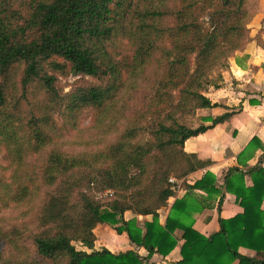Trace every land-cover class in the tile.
<instances>
[{
	"label": "trees",
	"instance_id": "obj_1",
	"mask_svg": "<svg viewBox=\"0 0 264 264\" xmlns=\"http://www.w3.org/2000/svg\"><path fill=\"white\" fill-rule=\"evenodd\" d=\"M257 10L258 0H0V152L16 166L0 172V207L40 208L32 248L0 222V264H41L31 253L46 264H150L180 241L182 257L169 264H264V153L246 170L230 168L223 191L210 170L187 181L213 160L185 148L238 112L226 107L211 124H194L199 109L220 105L205 91L221 86ZM70 76L78 78L60 85ZM88 112L106 132L102 144L62 150L59 139ZM257 145L264 148L254 137L240 157ZM43 154L39 170L21 168ZM171 178L186 193L162 224L160 211L177 194ZM44 184L56 191L46 195ZM226 192L244 210L201 233L198 215L217 201L221 211ZM127 210L152 220L141 226ZM100 224L148 254L96 249Z\"/></svg>",
	"mask_w": 264,
	"mask_h": 264
},
{
	"label": "crops",
	"instance_id": "obj_2",
	"mask_svg": "<svg viewBox=\"0 0 264 264\" xmlns=\"http://www.w3.org/2000/svg\"><path fill=\"white\" fill-rule=\"evenodd\" d=\"M249 29L250 39L243 50L237 51L229 59L230 67L224 72V81L221 86L219 88L209 87L205 91L213 102L220 105L201 108L198 110V116L200 123L208 125L212 123V117L228 111L226 107L235 108L238 112L230 120L204 133L192 136L186 141L185 148L189 153L197 154L201 159L213 160L209 167L189 175L188 182L190 183H194L207 170H210L218 177L217 186L225 191L224 179L230 168L244 169V162L248 165H255L264 153L263 146L257 145L254 151L251 150L246 156L240 157L254 137L264 145V0H258V10L249 24ZM246 184L248 186L253 184V179L249 175L246 176ZM185 193L186 189L177 192L176 196L169 199V206L160 211L162 224H165L173 203ZM225 194L221 211H218L217 201L213 208L206 209L198 215L195 228L201 233L210 235L218 231L220 216L229 218L244 210L235 194L229 192ZM125 218L128 220L136 218L143 226L146 221L152 220V215H141L127 210ZM95 233L97 236L96 249L106 247L116 253L136 249L142 256L148 254L144 247L138 248L130 242L126 234H118L107 224L98 225ZM176 233L181 237L183 231L178 229ZM181 243L182 241L168 256L155 254L150 264H169L180 260L182 257ZM241 251L248 255H255V252L250 249L241 248Z\"/></svg>",
	"mask_w": 264,
	"mask_h": 264
},
{
	"label": "rangeland",
	"instance_id": "obj_3",
	"mask_svg": "<svg viewBox=\"0 0 264 264\" xmlns=\"http://www.w3.org/2000/svg\"><path fill=\"white\" fill-rule=\"evenodd\" d=\"M77 78L78 77L76 76H70L68 79L61 78L60 85L66 86V84L68 85L69 83L74 82ZM70 87L71 86H67L66 89L69 90ZM198 123H200L199 116L198 119L196 118L194 120V124ZM105 137L106 132L97 122L96 117L93 115V112H88L81 117V120L76 128H71L67 132H65L64 136L59 139L58 146L61 147L62 150L69 153H81L84 151H88V149H95L96 147L100 146ZM46 157L47 156L45 154H43L42 156H31L26 160V164L24 163L21 168L26 167L28 164H30V166L28 167L36 168V170H39V168H41V165L45 162ZM15 168L16 166L10 165V160L9 157L6 156V153L4 151H1L0 172L5 173L6 175H10ZM44 185V191L46 195H49L52 192L56 191V186H50L46 184ZM180 185L181 190L186 189L183 181ZM75 201H79V195H77ZM39 214L40 208H35V206L31 203L14 205L10 208L0 207V222L3 223V225H5L8 229L10 228V231H13V233L17 234V236H19L20 238V241L24 242V244L26 243L25 245L32 248L33 246L29 242V240H27V238H29V235L39 231ZM77 245L80 246V243H78ZM35 258H38L41 264H46L45 261H42L41 258L34 253H31L27 257L29 261Z\"/></svg>",
	"mask_w": 264,
	"mask_h": 264
},
{
	"label": "built area",
	"instance_id": "obj_4",
	"mask_svg": "<svg viewBox=\"0 0 264 264\" xmlns=\"http://www.w3.org/2000/svg\"><path fill=\"white\" fill-rule=\"evenodd\" d=\"M170 181L174 184V188L176 189L177 192H179L181 190V180L175 179V178H171Z\"/></svg>",
	"mask_w": 264,
	"mask_h": 264
}]
</instances>
